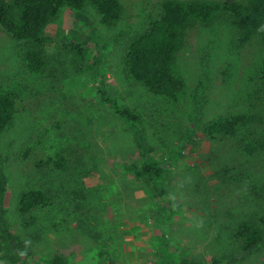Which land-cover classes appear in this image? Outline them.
I'll return each instance as SVG.
<instances>
[{
	"label": "rangeland",
	"instance_id": "1",
	"mask_svg": "<svg viewBox=\"0 0 264 264\" xmlns=\"http://www.w3.org/2000/svg\"><path fill=\"white\" fill-rule=\"evenodd\" d=\"M118 1L112 27L90 5L62 7L41 32L45 67L37 74L22 60L28 44L0 30V94L15 98L0 132V226L23 245L9 251L16 262L0 256V264H158L161 255L264 264V154L246 151L264 137V46H238L226 17L197 23L173 65L184 90L155 96L131 78L123 55L164 0ZM74 43L85 45L83 59L64 48ZM104 98L139 117L135 134ZM247 113L254 123L233 138H206L207 124ZM59 157L62 169L52 165ZM153 162L163 168L157 181L142 173ZM26 190L46 191L50 202L24 217L16 202ZM244 222L262 237L248 256L235 237ZM7 248L0 238V254Z\"/></svg>",
	"mask_w": 264,
	"mask_h": 264
},
{
	"label": "trees",
	"instance_id": "2",
	"mask_svg": "<svg viewBox=\"0 0 264 264\" xmlns=\"http://www.w3.org/2000/svg\"><path fill=\"white\" fill-rule=\"evenodd\" d=\"M90 5L105 27L114 26L122 15V6L118 0H12L7 4L0 0V30L16 42H26L22 60L30 73H41L45 67L42 55L44 38L41 32L57 16L62 7L82 10ZM226 17L228 25L234 32L238 46H245L254 41L264 46V0H242L235 3L204 2L199 0L179 1L164 0L159 4V14L148 27L130 41L123 55V64L133 80L141 84L150 94L165 99H173L184 90V83L173 73L178 52L185 43L187 31L197 23H210ZM64 48L83 59L85 45L83 43L64 44ZM260 76L264 85V57L260 65ZM104 95V93H102ZM104 101L114 113L124 121H128L135 134V124L139 117L133 112L122 109L110 100ZM15 112V98L11 94H0V132L10 123ZM255 121L252 114L233 115L218 118L207 124L204 133L207 139L215 141L218 137L233 138L238 131L248 128ZM246 151L264 154V137L256 139ZM64 158H57L52 165L62 169ZM58 169V168H56ZM142 173L159 180L163 168L157 163L142 167ZM5 194V181L0 171V207ZM50 202L48 192L26 190L19 194L16 207L21 216L26 217L36 209L46 207ZM0 238L7 251L0 256L11 263L15 256L9 251H22L23 245L5 227L0 226ZM235 237L240 242L241 255L255 253L262 244L260 231L250 222L237 226ZM158 264L172 263L166 256ZM50 264H65L60 257H55Z\"/></svg>",
	"mask_w": 264,
	"mask_h": 264
}]
</instances>
